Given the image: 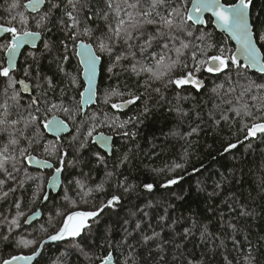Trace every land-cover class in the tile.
I'll list each match as a JSON object with an SVG mask.
<instances>
[{
  "label": "snow or ice",
  "instance_id": "1",
  "mask_svg": "<svg viewBox=\"0 0 264 264\" xmlns=\"http://www.w3.org/2000/svg\"><path fill=\"white\" fill-rule=\"evenodd\" d=\"M253 0H10L7 3V26L0 23V201L14 197L11 216L0 213V242L19 249H29L7 258L0 264H32L48 241H67L69 247L51 257L47 264H72L73 256H85L93 264H208L207 254L197 255L184 250V242L199 232L202 246L213 245L209 251L235 249L240 241V228L232 219L221 217L222 231L213 233L209 225L192 221L175 239L167 240L164 228H175L178 221L165 224L169 217L159 218L161 230H145L143 213L134 226L123 229L119 241L112 239L110 226L98 235L101 214L119 205L124 197L139 188L152 191L156 184H137L115 169L125 167L134 159L133 150L120 154L118 163L109 170L107 158L113 154V137L104 131L132 140L139 126L150 115L153 106L168 103L165 93L170 88L204 86V72L224 74L225 80L211 89L233 113L230 126H236L234 143L224 149L230 152L245 141L259 139L264 143V23L251 15ZM212 25L213 30H207ZM54 29L62 33L59 40L44 41ZM219 30L224 40L216 39ZM229 41H234L230 45ZM38 42L43 43L39 47ZM31 51L20 63L28 48ZM75 63V67L73 64ZM46 65V67H45ZM257 70V78L247 75ZM104 71L117 83L102 86L98 74ZM235 72L233 81L228 73ZM124 74L128 82L120 83ZM240 81H243L242 83ZM157 97L159 99H157ZM116 98L117 102H113ZM169 108L183 120L188 112L180 101ZM104 107H100V105ZM140 107L128 114L137 105ZM109 109L116 111H109ZM118 113H122L118 114ZM198 115V114H197ZM211 116V113H209ZM228 117L221 112L220 120ZM220 120L215 121L216 124ZM69 131L70 139H62ZM192 128L186 135L198 132ZM243 134L240 140L239 134ZM48 134H52L51 139ZM176 135L177 133H172ZM93 145L103 149L93 150ZM42 153L41 158L36 153ZM71 155V161L67 158ZM55 160V164L52 162ZM66 162L80 167V177L67 188L61 180ZM93 163L103 168V176L93 177ZM50 171V178L31 175L30 165ZM88 168L89 171H83ZM185 164L171 163L152 168L154 176L183 170ZM193 171L199 172L200 169ZM67 179V177H65ZM184 179L174 175L160 185L169 188ZM228 184L220 175L211 185L198 184V191L218 196ZM31 191L28 204L49 200V189H62V205L53 204L47 226L26 233L39 212L24 211L20 190ZM6 189V190H5ZM69 189H72L69 191ZM98 195L102 200L91 209H82ZM182 199V197H180ZM235 207L228 206L229 216L237 221L253 217L254 212L234 195ZM136 213H130L134 217ZM130 220H125L128 225ZM51 229V231H49ZM20 230V231H17ZM46 236V239L44 237ZM31 237V238H29ZM217 241H219L217 243ZM264 243V237L260 238ZM123 248L120 256L114 255ZM105 255H98L104 252ZM238 264H258L255 246L248 241L241 247ZM147 253V256L144 255ZM122 257V259H121ZM171 258L170 260L168 258ZM226 264H232L225 258Z\"/></svg>",
  "mask_w": 264,
  "mask_h": 264
},
{
  "label": "trees",
  "instance_id": "2",
  "mask_svg": "<svg viewBox=\"0 0 264 264\" xmlns=\"http://www.w3.org/2000/svg\"><path fill=\"white\" fill-rule=\"evenodd\" d=\"M9 2L10 0H0V23H4L6 26L8 20L7 3ZM251 15L258 23H264V0H253ZM207 30H213V26L209 25ZM215 35L218 40L225 39L219 30H215ZM60 38H62V33L54 29L44 37V41L59 40ZM229 44L234 45L232 41H229ZM39 47H43L42 42ZM29 51H31L30 48L23 52L20 58L21 64H23V59ZM2 57L3 53H0V58ZM73 66L75 67V63ZM228 75L232 76L233 81L237 80L234 71L228 73ZM247 75L251 79H256L258 73L250 69ZM200 78L204 82V86L200 90L195 89L192 85L185 86L183 89L170 88L165 93L169 102L153 106L150 115L139 126L138 135L132 140L117 135L113 131L104 130L106 133L115 136L113 154L107 158L109 170H112L113 165L118 163L121 153L132 149L134 155L132 163L122 168L117 167L115 169L117 176L119 177L122 172L133 183H154L156 187L152 191L141 187L136 194L124 197L116 207L105 209L104 213L101 214L97 229L98 235L102 237L105 227L110 226L112 239L119 241L123 236V229L133 227L135 221L143 213H147L146 216H143L145 230L147 231L151 227L160 231L159 218L165 215L166 212L169 219L165 224H170L173 220L178 221V223L174 229L165 227L162 235L167 240L175 239L177 243H180L179 237L174 236V233H180L184 228L191 227L193 220L208 224L209 230L213 233L221 232V217L223 215L224 218L232 219L233 222L238 223L240 228L239 233L236 235L240 244L235 249L229 242L227 250L209 251L213 245L209 243L207 246H202L199 232H196L194 238L184 242V250L194 252L198 256L207 254L208 264H226L225 258L231 260L232 264H238L240 257L238 250L242 246L247 247L248 241H251L256 248L254 254L258 258V264H264V243L260 242V238L264 237V143H260L257 138L245 141L230 152L224 151L228 143H234L237 139V136L234 135L236 126H230L234 114L227 111L228 105H222L220 109L215 107L221 101L211 92V89L223 82L225 76L224 74L204 72ZM100 81L102 86L106 87L117 83V78H109V74L101 71ZM119 82H128V77L121 74ZM181 96L186 97L180 103L188 112L183 120L179 119L174 111H169V108L175 107L177 99ZM157 99L159 98L157 97ZM113 102H117L116 98ZM100 107H104V105L101 104ZM138 107H140L139 104L125 111L131 114ZM109 111L116 110L109 109ZM221 112L228 117L227 120H220ZM209 113H211V116ZM118 114L123 115L122 113ZM217 120H220L219 124H216L215 121ZM192 128H198L199 131L186 135ZM174 132L177 134L173 135ZM48 138L53 137L48 134ZM61 138L70 139V135H64ZM238 138L243 140V134H239ZM93 150H99L103 153L96 145H93ZM36 155L46 158L39 152ZM67 161H71V155L67 158ZM52 162L55 163V160ZM173 162L183 163L185 168L176 170L174 173H168L167 177L181 175L184 179L178 185L169 188L161 187L160 185L167 177L163 175L154 176L151 169L161 168ZM92 167L94 178L98 179L103 176L102 166L98 167L93 163ZM194 169H200V171L195 172ZM27 171L31 175H43L46 178L50 173L49 170H38L29 166ZM80 171V167H73L70 162H66L64 177H67V179H65V188L73 179L80 177ZM83 171L87 172L89 169L84 168ZM220 175L228 178V184L220 195L209 196L207 193L212 192V187H207V192L198 191V184L204 185L206 181L207 185H211L213 181L219 179ZM71 190L69 189V191ZM16 195H23L25 205H22V207L29 215L39 210L43 213L40 219L30 225H25L26 233H33L41 225L47 226L48 213L52 210L53 204L61 206L63 203L62 190L58 193L50 192L48 201L40 200L35 204L27 203L28 198L31 196V191L27 188L20 190ZM233 195L240 202L249 206L250 210L254 212L253 217H246L237 221L235 217L229 216L228 206L225 202L227 201L228 204L235 207V201L231 199ZM13 199L14 197L10 196L7 201H0V213L11 216L9 209ZM106 199V196L98 195L90 204L81 205L80 207L86 210L91 209L97 203ZM130 213H136V215L130 218ZM125 220H130V223L125 225ZM2 230L0 228V231ZM68 247L67 241L45 245L35 264H47L51 257L58 255ZM21 251L24 254H30L29 249H19L8 246L5 242H0V256L4 258L18 254ZM106 251L105 249L104 252H98L97 254L105 255ZM122 252L123 248H120L118 252L114 250V255L120 256ZM144 255L147 256V253H144ZM72 264H93V261L85 256H73ZM96 264H98V261H96ZM149 264H153V262L149 261Z\"/></svg>",
  "mask_w": 264,
  "mask_h": 264
},
{
  "label": "water",
  "instance_id": "3",
  "mask_svg": "<svg viewBox=\"0 0 264 264\" xmlns=\"http://www.w3.org/2000/svg\"><path fill=\"white\" fill-rule=\"evenodd\" d=\"M233 43H235L234 41H232ZM40 43L41 42H38V45H40ZM30 48V47H29ZM31 49V48H30ZM21 58V57H20ZM251 70H253V71H256L257 72V70H254V69H251ZM100 74H101V72L98 74V80H100ZM200 90V89H199ZM69 134V131L68 130H66L65 131V133H63L62 134V136H64V135H68ZM106 134H108V133H106ZM50 136H52V134H49ZM108 135H111L112 137H113V141L111 142V144H112V147H113V149H114V135H112V134H108ZM101 150H103V149H101ZM29 167H31V168H35V169H38V170H49V169H46V168H44V167H42V166H39V165H30ZM61 180L63 181V173H62V175H61ZM61 189H49L48 190V192L50 193V192H53V193H58L59 191H60ZM44 202H46V201H44ZM37 212H39L40 213V215L39 216H37L36 218H35V220L34 221H36L37 219H40L41 217H42V212L39 210V211H37ZM33 221V222H34ZM32 222V223H33ZM31 223V224H32ZM46 239V238H45ZM62 242H66V241H48L45 245H47V244H49V243H62ZM45 245H44V247H45ZM44 249V248H43ZM43 249L41 250V254H42V252H43ZM41 256V255H40ZM40 256H38V257H36V259L32 262V264H35V262L38 260V258L40 257Z\"/></svg>",
  "mask_w": 264,
  "mask_h": 264
},
{
  "label": "flooded vegetation",
  "instance_id": "4",
  "mask_svg": "<svg viewBox=\"0 0 264 264\" xmlns=\"http://www.w3.org/2000/svg\"><path fill=\"white\" fill-rule=\"evenodd\" d=\"M29 49V48H28ZM114 141H115V136H114ZM97 146V145H96ZM114 148H115V144H114ZM103 151V150H102ZM55 164V163H54ZM51 171V170H49ZM50 174V173H49ZM48 178H50V175L48 176ZM66 181H65V177H64V173H63V187L65 185ZM62 190V189H61Z\"/></svg>",
  "mask_w": 264,
  "mask_h": 264
}]
</instances>
